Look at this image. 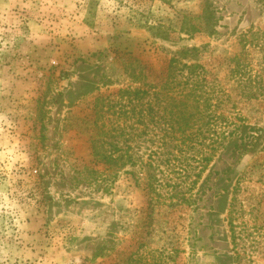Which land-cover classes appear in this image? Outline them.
Wrapping results in <instances>:
<instances>
[{
  "label": "rangeland",
  "instance_id": "rangeland-1",
  "mask_svg": "<svg viewBox=\"0 0 264 264\" xmlns=\"http://www.w3.org/2000/svg\"><path fill=\"white\" fill-rule=\"evenodd\" d=\"M205 1L0 0V264H264V0ZM171 57L231 93L223 144L123 114Z\"/></svg>",
  "mask_w": 264,
  "mask_h": 264
},
{
  "label": "trees",
  "instance_id": "trees-1",
  "mask_svg": "<svg viewBox=\"0 0 264 264\" xmlns=\"http://www.w3.org/2000/svg\"><path fill=\"white\" fill-rule=\"evenodd\" d=\"M198 18L201 20V23L203 22L205 27L209 26L211 21L214 20L213 10L209 1L206 0L204 2L202 12ZM148 28L157 37L165 40L173 38L170 31L160 23L150 25ZM241 41L243 43L242 48L244 49V45L248 41L246 35H242ZM182 52L186 54L189 50L186 49ZM233 60L234 65L229 68V79L236 83L238 91L242 96L246 98L251 97V91L254 90L256 84L258 85L257 87H260L262 78H253L249 68H247V64H245L242 54L233 56L231 61ZM208 74L212 75L210 71L198 63H186L177 57H171L167 65V70L162 75V80L165 84L164 87L166 90L171 91V93H168V91L163 92L160 89L153 90L152 93L155 96V102L144 103L143 96L149 93L147 90L142 88L119 90L120 97L125 99L124 103L119 102L120 106L125 107L128 105L129 107L127 110L122 109L123 114L125 113L128 117V114L131 112L138 120L143 121L148 116L149 120H155L157 118L160 122H167L171 127L169 130H174V126L176 125L181 136L191 141L206 137L210 138L212 134L210 132L213 131L212 136H216L213 140L221 145L238 128L234 126L233 130L226 129L229 120L223 112L217 115L215 109L220 106L224 107L225 104L229 105L233 100L231 93L222 87L218 89V86L214 85L217 83L207 78ZM169 100H171V106L174 105L176 107L175 110L170 109V113L160 111V106L164 109L168 107L170 104ZM153 104L157 105L156 109H154ZM162 105L165 106L163 107ZM222 107L221 109H223ZM215 120H218L222 126L220 133H217L211 127ZM164 133L162 139L166 137V133H169V131L167 130ZM112 145L114 149L117 148L116 144ZM93 148L95 147L93 146ZM112 157L110 154V156H106V159L112 161ZM202 157L204 160H208L209 154L204 153ZM229 223L232 229V219H229Z\"/></svg>",
  "mask_w": 264,
  "mask_h": 264
}]
</instances>
